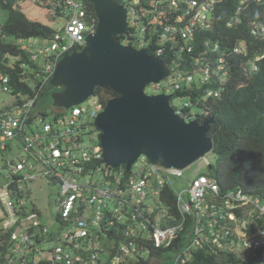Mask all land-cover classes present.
I'll return each instance as SVG.
<instances>
[{
    "label": "built area",
    "instance_id": "1",
    "mask_svg": "<svg viewBox=\"0 0 264 264\" xmlns=\"http://www.w3.org/2000/svg\"><path fill=\"white\" fill-rule=\"evenodd\" d=\"M13 1V8H44L56 17L64 18L62 30L69 42L65 43V37L56 25L52 26L49 45L39 44L37 38L10 39L0 32V96L1 89L9 91L8 98H0V164L8 168L5 175L8 181L0 186V264H10L21 254L35 251L38 227L40 233L47 234L35 214L21 213L20 205H24L25 200L17 192L23 183L37 180L39 176L57 182L60 188L58 216L64 229L57 237L59 246L52 250L50 264H102L99 233H121L122 238L113 239L115 262L130 264L132 258L135 264L146 259L152 248L171 245L186 229V242L177 246L168 259H161L164 264H186L191 252L198 249L257 257L259 253L255 264H264V227L258 225L264 220L263 199L242 188L223 190L216 177L204 174L188 179L187 187L175 194L158 173L164 170L181 177L184 169L160 168L146 163L144 156L139 157L129 171L123 165L117 168L105 165L99 138H96L98 143L88 149L82 146L81 138L84 132L97 130L95 118L105 106L100 93L94 94L96 98L90 109L82 105L84 102L68 109L56 108L51 120H45L46 115L35 111L57 62L85 44L86 37L94 31L96 19L88 0ZM125 1L122 0L128 17L130 13L132 15L128 21L132 30L123 35L121 42L150 48L152 30L153 35L158 36V42L151 54L159 58L167 52L171 54V72L165 79L150 84L154 90L164 93L182 90L197 75L198 61L205 59L209 78L215 76L218 66L221 75L228 72L227 59L222 58L225 51L219 55V42L211 43L206 39L202 43L203 49L195 53L196 32L210 25H206L208 21L200 22L203 18L208 20L217 0ZM240 9L230 18V23H239ZM259 25L251 26L253 35H257L258 30L264 31ZM137 30L145 39L149 34L148 43H139ZM243 41L234 47L233 53H244L245 47H239ZM1 43L19 47L21 51L11 55L2 50ZM22 51L26 52V59L22 58ZM39 56L49 58L45 67L34 64ZM12 57L13 63L10 62ZM208 70L205 69V74ZM12 76L28 90L17 89ZM216 91H208L207 96L219 97ZM190 103L175 108V113L187 121L199 118L184 110ZM200 115V120H204L209 111L204 109ZM35 121L39 122L38 126ZM89 137L94 140L91 132ZM13 139L20 142L19 152L6 159L2 152ZM202 160L198 161V167ZM38 161L41 166L39 176L34 172ZM97 176L100 178H95ZM250 227L252 230L248 232ZM6 229L11 231L6 233ZM20 258L25 261L24 256ZM31 262L41 264L36 258Z\"/></svg>",
    "mask_w": 264,
    "mask_h": 264
},
{
    "label": "water",
    "instance_id": "2",
    "mask_svg": "<svg viewBox=\"0 0 264 264\" xmlns=\"http://www.w3.org/2000/svg\"><path fill=\"white\" fill-rule=\"evenodd\" d=\"M97 18L84 46L56 64L50 85L53 105L68 109L94 96L97 88L114 93L95 118L102 162L129 171L141 156L150 164L185 169L213 152L208 135L212 115L187 121L170 104L172 94L145 91L170 74L162 58L148 48L121 43L128 13L118 0H90ZM211 167V165H209Z\"/></svg>",
    "mask_w": 264,
    "mask_h": 264
},
{
    "label": "trees",
    "instance_id": "3",
    "mask_svg": "<svg viewBox=\"0 0 264 264\" xmlns=\"http://www.w3.org/2000/svg\"><path fill=\"white\" fill-rule=\"evenodd\" d=\"M13 2L8 0L4 3L0 0V5L8 10L7 19L0 24V32L10 39L21 37L50 41L53 28L42 22L28 19L22 11L12 7ZM239 7H241L238 12L239 23L229 25L230 18L236 15ZM211 16L213 21L209 27L201 28L196 33L195 53L203 49L202 43L206 39L211 43L219 42L221 53L244 40L247 44L245 51L240 55H232L227 60L229 78L224 84L219 99H209L204 105L195 102L197 96H202L208 88L219 87L217 75H212L210 82L202 86L192 83L183 90L175 91L174 96L189 97L192 103L209 109L215 117L208 135L214 143L213 153L217 160L216 179L222 189L242 188L264 200V35H261L264 31L258 30L257 35L251 33L252 22L260 24L264 22V0H246V3H242V0H217ZM157 37L154 34L151 38V50L156 46ZM1 46L2 50L12 55L21 51L19 47L9 44L1 43ZM23 54L22 58L26 59V52ZM163 58L166 62L172 61L170 52L165 53ZM212 59L210 57V60ZM187 62L190 67L189 57ZM253 64L256 65L257 70L250 72L249 68ZM13 79L16 80L17 89L28 90L23 88L17 77ZM48 88L50 92L56 90L48 82L42 94ZM96 92L102 95L105 103L114 96V93L108 89L97 88ZM196 116L200 120L202 115L198 113ZM19 194L23 196V193ZM170 195L168 198L172 200ZM26 208V203L20 205L22 214H28ZM258 225L264 227V220ZM251 230L252 227L248 229V232ZM187 237L188 229L182 230L171 245L165 248H152L146 259L137 261L135 264H152V258L158 259V264H164L163 260L168 259L177 246L184 245ZM238 256L230 251L216 253V251L198 249L191 252L186 264H255L259 253L258 257L252 254L247 256V261L240 257V253Z\"/></svg>",
    "mask_w": 264,
    "mask_h": 264
},
{
    "label": "rangeland",
    "instance_id": "4",
    "mask_svg": "<svg viewBox=\"0 0 264 264\" xmlns=\"http://www.w3.org/2000/svg\"><path fill=\"white\" fill-rule=\"evenodd\" d=\"M127 1L128 0H126L125 3H127ZM25 5L28 6L27 3H25ZM21 9L25 13L26 17L30 20L39 21V22H42L48 26H54V25L58 26L60 29V34L65 37V43L67 44L69 42L68 37L65 36V34L63 33V30H62L63 24L65 22L64 18L53 17L52 15L47 13L46 10H43L41 8H38V7H25V8L21 7ZM7 17H8V10L4 9L0 5V24H3L5 22V20L7 19ZM130 17H131V15H130ZM212 21H213V18L211 16V12H209L208 20L206 18L204 21V18H203L202 22H200V23L207 22L206 25H209V23L211 24ZM255 23H258V22H252L251 26L255 25ZM230 24H234V23L229 22V25ZM235 24H237V23H235ZM259 27H264V22L261 23L259 25ZM150 33H151V38H152L154 31L150 30ZM261 35L263 36L264 34L262 33ZM136 38L139 41V43H141V44L142 43L146 44L149 42L147 39L144 38V34L138 30H137ZM38 43L43 44V45H49L50 41L39 39ZM237 44H235L229 50H225V52H224L225 57L222 56V58H226L228 60L230 57H232V55L242 54V53H233V49ZM136 46H138V44ZM242 46H244L246 48L247 44L245 41H243L239 47H242ZM244 51H245V49H244ZM221 54L222 53L220 52L219 55H221ZM49 55H50V53H49ZM13 60H14V57L11 58L10 62L13 63ZM48 60H49V58L39 56L37 58V61L34 64L36 66H39V67H42V66L45 67ZM255 60H256V58L254 59V61ZM206 61H207V59H205L204 61H198L197 69H196L197 75H194L193 81L190 84L184 85L182 90L184 89V87L186 88V86H189L192 83H194L198 86L199 85L202 86L203 84H207L210 82V78H209L210 71L208 70L207 66H205ZM207 64H208V62H207ZM205 69L208 70L207 74H205ZM249 69H250V72H253V71L257 70V67L255 64H253ZM216 70L217 71L215 72V75H217L219 77V80H218L219 87H217L216 89L208 88L202 96H199V97L197 96V99L195 100V102L204 105L209 99H212V97L207 96L208 91H211V90H217L216 91L217 94H220V96H221L222 91L224 89L223 88L224 84L226 83V80L229 77H228L227 73H225V76L221 75L222 72L220 71L221 69L219 68V66L217 67ZM39 80L42 81L43 79L39 78ZM50 88H48L45 93L40 95V97L38 99L37 107L35 109L37 112H42V113H44V115H46V116H44L45 120H51L52 111L54 109H56V107L53 105V101L51 98V94L53 93V91L51 90V92H50V90H49ZM145 91L149 94L164 93V92H159V91L154 90V88L151 85H148L146 87ZM1 92H2V95L0 96V98H3V99L8 98L9 91H7L5 89H1ZM166 94H172L173 95L172 99L170 100V104L174 108V110H175V108L183 107V105H185V103L191 102L187 108H184L185 111L189 110V113L192 116L197 115L198 113L202 112L203 108L198 106V104H196V103H192V100L189 99V97L174 96V93L172 90H170L169 93H166ZM220 96L215 97V98L219 99ZM95 98H96L95 96L89 97L82 105L84 107H86L87 109H90L93 106ZM1 101H2V99H1ZM206 110L209 111L208 116H210L211 115L210 110L209 109H206ZM65 116H67V113L65 114ZM38 124H39V122L35 121V126H38ZM90 132L93 134L94 140L90 139V137H89ZM81 138H82V146L85 149L91 148L92 146H94L98 143L96 140V138H99L98 130L91 129L90 131L84 132L82 134ZM49 141L50 140H48V142ZM19 144H20V142L15 140V139L10 141L8 144V147L6 148V150H4L5 157L7 156V158H10V157L15 156L19 152ZM76 153H77V156L79 157L80 151L77 150ZM66 161L68 162L69 159H66ZM146 163H149V161H146ZM140 164H141V161L139 160L138 165L140 166ZM199 164H200L199 162H195V163L191 164L189 167L185 168L183 170L181 177H175L173 175L166 173L164 170H160L161 172L158 173L159 178L164 180V181H167V183H169L171 185V187L176 192H179L182 189H184L185 187H187V180L188 179L195 177L198 174H205L207 176L216 177L217 160H216V155L213 152H210L207 154V156L202 160L200 167H198ZM36 165L37 166H36L35 170L37 172H39L41 170L40 162L39 161L36 162ZM209 165H211V167H209ZM7 169H8L7 166H5L3 163L0 164V186L4 185L8 181L5 177V175L7 173ZM95 178H98V176ZM22 192H23V195H24L23 198L25 200L26 207H27L26 212L29 213L31 211V205L32 204L35 205L36 208H38L40 210L41 221L47 226V228L49 230H52V232H53L52 234L56 233V231H60L62 226H61V223L59 222V220L57 219V211H56L57 198H58V193H59V184L57 182L50 181L46 177L39 176L38 179L35 181L23 183V191ZM149 203H151V201ZM247 212H249V210ZM54 244H55V241L53 238L45 237L44 241L35 243V245H34L35 251L31 250L27 254H21L20 256L25 257V264H32L30 262L31 259H33V258L39 259L40 257H42V255L37 254L36 251L43 252L48 247H52ZM242 249L243 248H241V250ZM47 253L48 252H45L44 254L46 256H48ZM235 254L238 256V253H235ZM146 256L147 255H145V257ZM100 258L103 261L102 264H116L115 256L114 255L111 256L107 252H104L103 254H101ZM241 258H243L245 261L247 259L243 256H241ZM151 263L157 264L158 259L152 258ZM98 264H100V263H98Z\"/></svg>",
    "mask_w": 264,
    "mask_h": 264
},
{
    "label": "crops",
    "instance_id": "5",
    "mask_svg": "<svg viewBox=\"0 0 264 264\" xmlns=\"http://www.w3.org/2000/svg\"><path fill=\"white\" fill-rule=\"evenodd\" d=\"M43 10H44V8H42ZM47 12V11H46ZM47 13H49L50 15H52L53 17H56L55 16V14L53 15V13L52 12H47ZM58 17V16H57ZM56 17V18H57ZM37 107V106H36ZM36 111V110H35ZM42 113V112H41ZM44 114V113H43ZM2 154L5 156V154H4V152H2ZM6 159H8L7 158V156L5 157ZM34 172H36V173H38L36 170L34 171ZM38 176H39V173L37 174ZM205 175V174H204ZM98 178H100L99 176H98ZM35 181V180H34ZM54 182V181H53ZM172 190H173V192L175 193V194H177V192L171 187V185L169 186ZM59 190H60V188H59ZM23 191V186L21 185V187L17 190V192L18 193H23L22 192ZM24 196V195H23ZM22 196V197H23ZM23 200H24V198H23ZM59 193H58V198H57V208H56V211H57V219L59 220V222H60V218H59V216H58V208H59ZM30 213V215L31 214H35L36 215V217H37V220H38V223L40 224V226H42V227H44V228H46V230H47V234L45 235V234H42V233H40V227H38V229H36L35 230V233L37 234V238L35 239V241L36 242H41V241H44V239H45V237H48V238H53L54 239V241H55V244L52 246V247H48L46 250H44L43 252H36L37 254H39V255H42V257H40L39 258V260H40V262H41V264H50L51 263V259H52V250L55 248V247H57V246H59V241L57 240V237L58 236H60V234H61V232L63 231V227L61 228V230L60 231H56V233H54V234H52L53 232H52V230H49L48 228H47V226L41 221V219H40V210L38 209V208H36V206L35 205H31V211L29 212ZM28 213V214H29ZM61 223V222H60ZM61 226H62V224H61ZM11 231V229H6V233H9ZM40 233V234H39ZM100 234V238H99V245H100V247H101V249L103 250V253L104 252H107V253H109L110 255H114L115 254V249H114V242H113V239H116V238H122V236H120L121 235V233H99ZM243 248V247H242ZM67 250V249H66ZM45 252H48L47 253V255L48 256H46L44 253ZM0 255H2V254H0ZM249 255H251V254H248V257H249ZM237 257H239V256H237ZM241 257V256H240ZM133 258H135V257H133ZM135 259H129V262H130V264H132L133 263V261H134ZM248 259H246V261H247ZM31 262V261H30ZM32 264H34L33 262H31ZM10 264H25V261H23L22 260V258H14L13 259V261L10 263Z\"/></svg>",
    "mask_w": 264,
    "mask_h": 264
},
{
    "label": "clouds",
    "instance_id": "6",
    "mask_svg": "<svg viewBox=\"0 0 264 264\" xmlns=\"http://www.w3.org/2000/svg\"><path fill=\"white\" fill-rule=\"evenodd\" d=\"M88 1H89V4H90V7H91V9H92V11H93V13H94V16H95V19H96V25H97V18H96V15H95V11H94V9H93V5L91 4L90 0H88ZM118 1H119V3H120L122 6H124L122 0H118ZM124 7H125V6H124ZM125 8H126V7H125ZM15 9H18V8H15ZM19 10L23 12L22 9H19ZM126 10H127V8H126ZM23 13H24V12H23ZM127 13H128V12H127ZM24 14H25V13H24ZM130 15H131V14H130ZM131 17H132V15H131ZM131 17H130V16L127 17V21H129V18H131ZM50 27L52 28V26H50ZM95 28H96V26H95ZM95 28H94V30H95ZM129 30H130V28H129V24H128V28H127V31H126L125 33L129 32ZM199 30H201V28L198 29V31H199ZM198 31H197V32H198ZM197 32H196V33H197ZM92 33H93V32H92ZM125 33H124V34H125ZM124 34H123V35H124ZM123 35L120 37V39H122ZM146 38H147V39L149 38V34L146 35ZM150 42H151V40H150ZM157 42H158V41H157ZM121 43H122V42H121ZM124 45H125V44H124ZM83 46H84V45H83ZM83 46H82V47H83ZM82 47H81V48H82ZM133 47H134V46H133ZM81 48H80V49L78 48V49L81 50ZM135 48L138 49V48H143V47H135ZM145 48H148L150 54L152 53L151 48H149V47H145ZM78 49L76 48V49L73 50V51H79ZM73 51H71V52H73ZM71 52H70V53H71ZM17 53H18V52H17ZM17 53H16V54H17ZM70 53H68V54H70ZM11 55H12V54H11ZM66 55H67V54H66ZM151 55H153V54H151ZM64 56H65V55H64ZM154 56H155V55H154ZM62 57H63V56H62ZM62 57H61V58H62ZM61 58H60V59H61ZM158 58H159V57H158ZM160 58H162V59L165 61V63L170 67V72H171V67H173V63H172V61H171V62H166V60H165L163 57H160ZM60 59H59V60H60ZM211 68H212V67H211ZM164 79H165V78H164ZM173 93H174V92H173ZM212 99H215V98H212ZM56 108H57V107H56ZM204 109H205V108H203V110H204ZM203 110H202V111H203ZM205 110H206V109H205ZM201 113H202V112H201ZM201 113H199V115H200ZM210 116H212V114H211ZM210 116H208V117H210ZM206 118H207V117H206ZM206 118H205V119H206ZM197 120H198V119H197ZM198 121H199V122H203V120H198ZM233 253H236V252H233ZM241 256H243V257H245V258L247 257L246 255H242V254H241Z\"/></svg>",
    "mask_w": 264,
    "mask_h": 264
},
{
    "label": "flooded vegetation",
    "instance_id": "7",
    "mask_svg": "<svg viewBox=\"0 0 264 264\" xmlns=\"http://www.w3.org/2000/svg\"><path fill=\"white\" fill-rule=\"evenodd\" d=\"M104 92V91H103Z\"/></svg>",
    "mask_w": 264,
    "mask_h": 264
}]
</instances>
